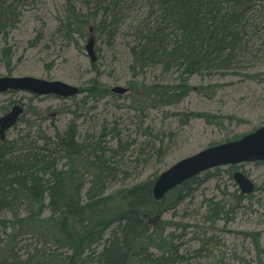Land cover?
I'll list each match as a JSON object with an SVG mask.
<instances>
[{
	"label": "trees",
	"instance_id": "1",
	"mask_svg": "<svg viewBox=\"0 0 264 264\" xmlns=\"http://www.w3.org/2000/svg\"><path fill=\"white\" fill-rule=\"evenodd\" d=\"M263 2L67 0L56 32L70 42L92 34L111 49L124 45L134 74L150 69L176 74V87L154 84L139 90L140 109L169 106L188 95L193 77L247 74L261 48L254 14L257 3ZM24 5L26 0H0L7 68L12 59L9 34L20 22ZM80 91L94 97L109 92L97 79ZM9 110L3 107L1 112ZM146 133L153 136L149 128ZM159 136H154L158 148L148 143L139 153L150 149L160 160L167 148ZM103 138H81L72 121L63 133L49 135L38 129L34 135L0 141V264H189L210 249L205 237L192 255L181 254L174 235L166 233L171 225L162 221L165 212L190 195L196 179L158 205L152 189L159 175L127 184L132 175L124 157L136 143L128 145L117 136L116 146H110ZM213 212L211 223L219 212L225 213L219 208ZM244 236L252 239L257 259L243 263L264 264L259 234Z\"/></svg>",
	"mask_w": 264,
	"mask_h": 264
},
{
	"label": "rangeland",
	"instance_id": "2",
	"mask_svg": "<svg viewBox=\"0 0 264 264\" xmlns=\"http://www.w3.org/2000/svg\"><path fill=\"white\" fill-rule=\"evenodd\" d=\"M66 2L26 0L21 20L11 29L8 38L12 49L10 68L2 53L6 44L0 37V78L34 77L80 89L89 88L97 79L109 92L105 97L89 96L85 92L67 100L25 92L0 94V116L3 107L11 109V102L20 103L25 109L22 122L7 133L8 141L27 133L34 135L38 129L49 135L63 133L72 121L78 126L81 138L87 134L95 138L103 135L110 146H116L117 136L128 145L134 141L136 145L124 157L126 170L132 175L127 184L131 185L160 175L177 162L211 146L237 141L264 127V2L257 3L254 14L259 32L257 47L261 48L252 60V68L246 71L247 76L193 77L188 82V95L180 102L142 109L139 96L142 86L176 87L177 75L161 69L134 74L124 45L111 49L105 40L92 34L84 39L75 36L70 42L56 32L65 14ZM90 39L94 40L95 64L86 50ZM116 87L129 92L116 95L111 91ZM192 114L205 118L193 119ZM148 128L152 131L151 137L146 133ZM158 134L167 148L165 155L157 160L150 149L145 154L139 153V147L144 148L148 143L158 148L160 141L154 139ZM149 156L150 162L145 165ZM139 162L138 169H134ZM234 173L247 176L255 186L254 193L242 195ZM192 188L190 195L162 218L171 225L166 233L174 235L181 254L192 255L203 239L210 240V249L189 264L255 262L257 251L252 239L244 236L246 233L259 234L264 261V160L212 169L197 177ZM216 208L226 214L219 212V218L211 223L209 219L215 215Z\"/></svg>",
	"mask_w": 264,
	"mask_h": 264
},
{
	"label": "water",
	"instance_id": "3",
	"mask_svg": "<svg viewBox=\"0 0 264 264\" xmlns=\"http://www.w3.org/2000/svg\"><path fill=\"white\" fill-rule=\"evenodd\" d=\"M86 49L91 61L97 62L93 40L89 41ZM112 91L118 95L128 92L127 89L121 87H116ZM8 92H25L39 97L56 96L63 99H70L80 94L77 87L63 82H49L34 77L0 78V94ZM23 114L24 108L15 105L9 113L0 117L1 141H5L7 132L18 124ZM255 160H264V127L237 141L211 146L197 155L177 162L164 171L154 183L153 200L156 204L163 205L170 191L209 170ZM234 180L241 194L250 195L254 192V184L244 174L235 173Z\"/></svg>",
	"mask_w": 264,
	"mask_h": 264
}]
</instances>
